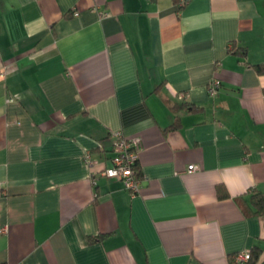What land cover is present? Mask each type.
<instances>
[{
    "label": "crops",
    "instance_id": "obj_1",
    "mask_svg": "<svg viewBox=\"0 0 264 264\" xmlns=\"http://www.w3.org/2000/svg\"><path fill=\"white\" fill-rule=\"evenodd\" d=\"M255 65L264 0H0V263L264 264ZM119 131L134 196L101 174Z\"/></svg>",
    "mask_w": 264,
    "mask_h": 264
},
{
    "label": "built area",
    "instance_id": "obj_2",
    "mask_svg": "<svg viewBox=\"0 0 264 264\" xmlns=\"http://www.w3.org/2000/svg\"><path fill=\"white\" fill-rule=\"evenodd\" d=\"M107 13H104L106 15ZM221 87V81L218 78L211 79L207 85V94L214 97L218 94ZM112 155L110 157V166L106 167L101 174L107 177L118 178L123 188L126 189L131 196L138 193L141 180L137 176V161L140 150V139L138 137H126L120 131L113 133ZM84 160L87 165L91 166L94 161L91 159L90 152L86 151ZM198 169V165L190 164L187 171ZM95 174L90 175L91 181L95 182ZM6 231L5 228L0 232ZM251 258V251L241 250L234 255L233 264H247Z\"/></svg>",
    "mask_w": 264,
    "mask_h": 264
},
{
    "label": "trees",
    "instance_id": "obj_3",
    "mask_svg": "<svg viewBox=\"0 0 264 264\" xmlns=\"http://www.w3.org/2000/svg\"><path fill=\"white\" fill-rule=\"evenodd\" d=\"M258 72H264V65H255ZM137 176L139 177V172L137 171ZM217 193L219 197H225L227 196V192L223 189L222 185L217 186ZM251 203L254 206V213L255 214H264V193L260 191H253L251 194ZM253 259L252 253L251 258L249 259L248 263L251 262ZM232 262V260H231ZM5 264V263H0Z\"/></svg>",
    "mask_w": 264,
    "mask_h": 264
}]
</instances>
